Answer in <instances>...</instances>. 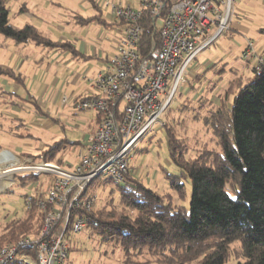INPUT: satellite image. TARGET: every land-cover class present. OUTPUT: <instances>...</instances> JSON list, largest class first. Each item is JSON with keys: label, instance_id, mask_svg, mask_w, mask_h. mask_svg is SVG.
Returning <instances> with one entry per match:
<instances>
[{"label": "trees", "instance_id": "16d2710c", "mask_svg": "<svg viewBox=\"0 0 264 264\" xmlns=\"http://www.w3.org/2000/svg\"><path fill=\"white\" fill-rule=\"evenodd\" d=\"M8 2L0 0V35L18 45L35 43L80 56L72 42H56L34 25L12 26ZM81 18L87 24L97 19ZM140 23L144 34L138 51L146 58L152 45L160 43V28L149 13ZM0 74L21 82L14 71L0 68ZM203 78L201 74L196 81ZM218 98V104L201 101L206 110L198 117L211 130L216 148L203 145L190 154L188 145L166 127L170 160L180 174L162 170L181 199L186 197L185 182L191 183L189 209L130 173L121 185L110 179L91 184L93 192L113 185L111 195L118 193L117 199L109 197L105 206L87 216L94 235L121 249L120 264H225L231 258L238 264H264V63L254 68L253 76L230 80ZM70 144L76 143L63 139L48 145L43 150L46 160L53 162ZM17 177L23 179L22 185L38 178ZM43 222L36 206L27 208L22 218L0 230V250L23 237L38 236Z\"/></svg>", "mask_w": 264, "mask_h": 264}, {"label": "built area", "instance_id": "2783aa9c", "mask_svg": "<svg viewBox=\"0 0 264 264\" xmlns=\"http://www.w3.org/2000/svg\"><path fill=\"white\" fill-rule=\"evenodd\" d=\"M235 2L140 0L141 9L136 10L105 1L114 18L122 22V34L117 52L94 79L100 94H88L75 102L78 110H91L99 117L77 165L65 170L61 164L47 161L43 152L36 157L10 151L0 156L3 165L15 162L16 175L47 178L45 190L34 186L26 199L28 208L36 206L43 215L41 232L3 247L0 264L67 263L69 238L88 229L87 213L98 200L91 184L97 179L125 183L134 160L133 150L147 134L158 130L162 115L187 82L197 58L230 29ZM145 13L161 24L160 43L152 45L143 58L138 48L144 34L140 21ZM244 56L258 58L254 42H248ZM263 63L264 58L259 57L256 68Z\"/></svg>", "mask_w": 264, "mask_h": 264}, {"label": "rangeland", "instance_id": "374dc122", "mask_svg": "<svg viewBox=\"0 0 264 264\" xmlns=\"http://www.w3.org/2000/svg\"><path fill=\"white\" fill-rule=\"evenodd\" d=\"M103 1L104 5L101 0H9L10 23L15 27L34 25L53 40H59L63 35L72 40L83 30L76 23L77 15L88 18L95 4L102 5L106 18L112 14L111 8L105 6V1L141 9L140 0ZM232 21L244 26L246 30L240 29L238 33L230 27L197 58L190 68L187 82L175 94L170 106L162 115L158 130L147 134L133 150L134 160L129 173L141 179L147 187L164 195L169 194L175 205H183L188 209L192 197L191 183L185 182L186 197L181 199L162 170V167H165L171 175L180 174V169L170 160L166 127L169 125L177 138L188 145L190 154L203 145L217 147L211 130L200 119L206 110L201 101L218 104V96L227 88L230 80L236 76H253L258 58L264 57V33L261 32V29H264V0H236ZM160 24L158 21V26ZM249 41L254 42L258 58H245L244 52ZM15 44L12 39L0 35V61L3 62L4 56L10 57ZM42 49L46 48L42 46ZM210 61L214 65L207 68L206 63ZM201 74H204L202 81H196ZM3 77L13 80L5 74H0V82ZM61 78L62 81L72 79L66 72ZM3 88L0 87V156L3 154L4 157L10 151L26 154L22 157H36L44 146L67 139L76 144H70L59 152L53 162L61 164L65 170H72L80 159L79 142L84 140L87 132L92 131V119L96 113L91 110H78L75 103L77 99L74 98L77 93L72 91V86H66L57 102L50 104V114L46 120L51 124L44 127L45 124L38 117L39 107H36L35 99L29 100L25 87H22L17 97L3 93ZM34 93L31 92V95L38 98ZM16 102L20 104L16 105ZM14 164L15 162L11 166H5L0 175L10 177L13 181V184L10 183L0 192V230L11 220L25 215L28 208L27 195L32 194L34 186L38 190H45L47 185L46 177H38L35 181L28 179L26 184L22 185L23 179L15 178L13 169L17 165ZM112 187L113 185H108L95 189L98 200L94 208L105 206L111 196L118 198V193L111 195ZM69 241L72 249L66 264H120L122 260L120 248L102 242L89 229L82 234L71 235ZM225 264L238 262L231 258Z\"/></svg>", "mask_w": 264, "mask_h": 264}, {"label": "crops", "instance_id": "0c3cea01", "mask_svg": "<svg viewBox=\"0 0 264 264\" xmlns=\"http://www.w3.org/2000/svg\"><path fill=\"white\" fill-rule=\"evenodd\" d=\"M101 3L103 4V0ZM97 5L98 7H93V12L89 16L97 17L93 22L89 24L83 23L81 20L82 16L77 15L76 18L78 20L76 23L78 26H81L80 28H83L81 33H78L80 35H76L72 40L64 35L60 38L61 40H54L56 42H72L80 56L76 57L70 52L50 49L45 46L43 47L46 49H42V46L29 43L25 45L15 44L16 46L12 49L10 57L4 56L2 57L3 62L0 61L2 63L0 67L14 71L16 75L21 77V82L14 78H12L13 80H8L6 79L7 77H3L4 79L0 82V84H3L0 87H4L3 93L7 92L10 97H17L22 87H25L29 100L35 99L34 103L39 107L37 110L39 111L38 117L45 124L44 127H49L51 124L48 119L46 120L50 114V104L57 102L60 93H62L66 86L73 87L72 91L77 93L76 95L74 94V98L76 99L83 98L88 94H100L94 85V79L99 72L105 71L108 59L117 52L123 24L117 21L113 15L106 18L107 15L102 5L100 3ZM240 29L246 30L244 26L232 21L231 30L238 31L239 33ZM64 33L66 34V32ZM206 65L209 68L214 63L210 61ZM64 72L69 74V78H72L71 81H62L63 78L61 76L64 75ZM48 76L50 77L49 79L47 78ZM31 92H35L34 94L38 98L32 96ZM15 104L18 105L20 103L16 102ZM92 121V131L87 132L84 135V140L79 142L81 148L79 155L85 150L86 143L97 128L99 121L97 114L94 115ZM47 146H44L40 150V154ZM19 149L21 150V148ZM15 154L20 156L26 155L20 152Z\"/></svg>", "mask_w": 264, "mask_h": 264}, {"label": "bare ground", "instance_id": "6f19581e", "mask_svg": "<svg viewBox=\"0 0 264 264\" xmlns=\"http://www.w3.org/2000/svg\"><path fill=\"white\" fill-rule=\"evenodd\" d=\"M7 160L10 161L11 157L8 155ZM3 160L2 158L0 159V175L2 173V169L6 166L3 165ZM12 164V163H10ZM11 178L10 177H0V192L3 191L10 183H11Z\"/></svg>", "mask_w": 264, "mask_h": 264}]
</instances>
